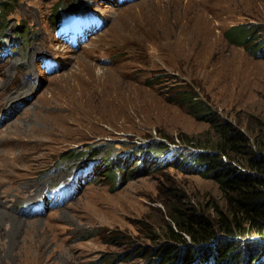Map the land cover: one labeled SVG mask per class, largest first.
Masks as SVG:
<instances>
[{
  "label": "rangeland",
  "instance_id": "rangeland-1",
  "mask_svg": "<svg viewBox=\"0 0 264 264\" xmlns=\"http://www.w3.org/2000/svg\"><path fill=\"white\" fill-rule=\"evenodd\" d=\"M2 3L0 264H163L168 245L185 248L168 236L165 203L214 219L227 201L181 156L159 164L156 142L216 144L221 120L264 148V0ZM71 3L80 8L69 16L88 9L104 22L77 46L55 26L58 6ZM239 25L253 26V50L227 38ZM48 58L58 63L51 73ZM195 103L212 122L193 116ZM90 163L70 200H49Z\"/></svg>",
  "mask_w": 264,
  "mask_h": 264
},
{
  "label": "trees",
  "instance_id": "trees-1",
  "mask_svg": "<svg viewBox=\"0 0 264 264\" xmlns=\"http://www.w3.org/2000/svg\"><path fill=\"white\" fill-rule=\"evenodd\" d=\"M0 5L7 7L3 3ZM75 7L72 3L65 9L58 6L55 16L58 34L62 31L63 22L70 19L72 13L69 12L80 8ZM254 32L253 26L239 25L232 27L226 35L231 43L245 46L250 51L254 49ZM263 48H259L258 54ZM0 50H3L1 45ZM190 100L193 101L192 96ZM188 107L197 119L211 120L200 103ZM219 123L212 127L218 133L219 142L210 146H191L193 151L184 160V165L219 185L227 201V210L217 209L212 219L194 208L171 207L165 203L164 221L168 236L185 248L168 245L162 252L163 255L169 254L163 264H264V148L256 151L250 140L230 123L221 120ZM156 143L159 148L155 152L157 159L167 147L162 148L158 141ZM198 147L201 151L196 153ZM92 152L91 157L95 158L100 150ZM114 159L118 160V156ZM106 177L115 178L116 172L112 170ZM176 254L178 256L173 258Z\"/></svg>",
  "mask_w": 264,
  "mask_h": 264
},
{
  "label": "bare ground",
  "instance_id": "bare-ground-1",
  "mask_svg": "<svg viewBox=\"0 0 264 264\" xmlns=\"http://www.w3.org/2000/svg\"><path fill=\"white\" fill-rule=\"evenodd\" d=\"M30 70V69H29ZM32 74V73H31ZM13 81H15V80H12V79H10V83H8L5 87L7 88V87H9L10 86V84L13 82ZM32 87H33V84L31 83V82H28L27 84H23L20 88H18V89H16V93H17V95H23V93L24 92H26V91H31L32 90ZM25 102H29L30 100H26V98H25V100H24ZM30 103V102H29ZM14 110H16V106H15V108H12L11 109V111L13 112ZM22 112V111H21ZM20 112V113H21ZM19 113V114H20ZM8 117L9 116H11V114H8V112H7V114H6ZM199 149V148H198ZM209 150V149H208ZM22 184V183H21ZM31 185V184H30ZM33 202H36V201H33ZM6 209H2V208H0V223H1V221H4V220H6V217H7V212L5 211ZM10 216V215H9ZM20 216V215H19ZM2 228V227H1ZM164 254V253H163ZM8 261V260H7Z\"/></svg>",
  "mask_w": 264,
  "mask_h": 264
},
{
  "label": "built area",
  "instance_id": "built-area-1",
  "mask_svg": "<svg viewBox=\"0 0 264 264\" xmlns=\"http://www.w3.org/2000/svg\"><path fill=\"white\" fill-rule=\"evenodd\" d=\"M183 148V147H182ZM184 149H188L189 150V147H187V148H184Z\"/></svg>",
  "mask_w": 264,
  "mask_h": 264
},
{
  "label": "clouds",
  "instance_id": "clouds-1",
  "mask_svg": "<svg viewBox=\"0 0 264 264\" xmlns=\"http://www.w3.org/2000/svg\"><path fill=\"white\" fill-rule=\"evenodd\" d=\"M262 52H260V54H261Z\"/></svg>",
  "mask_w": 264,
  "mask_h": 264
}]
</instances>
